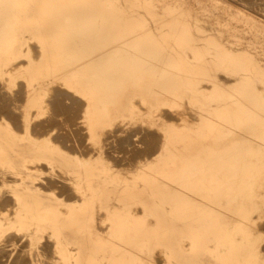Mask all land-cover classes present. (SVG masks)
Listing matches in <instances>:
<instances>
[{
  "label": "rangeland",
  "instance_id": "obj_1",
  "mask_svg": "<svg viewBox=\"0 0 264 264\" xmlns=\"http://www.w3.org/2000/svg\"><path fill=\"white\" fill-rule=\"evenodd\" d=\"M249 1L0 0V19H2L0 20V38H2L0 39L2 41L0 42V95L2 94L0 97V109L2 108L0 124L18 129L19 125L17 124L20 121L19 131H15L19 135L15 134L16 137L23 138L24 132L27 131L26 128L34 122L31 120L34 112L48 120L52 118V114H54L53 119L63 116L59 113L60 105L68 104L70 106V104L75 105L76 102L85 104L78 120L83 125H79L78 128L82 130L83 127V131L86 129L87 133L84 132V135L88 137L86 146L90 148H88L89 151H92L89 161H94L97 158H94V155L98 154L97 150L101 149L105 143L107 132L113 134L112 131H115L116 138H121V136L122 138L124 136L133 138L131 140L127 137L131 140L130 144L126 145L129 153L136 148H143L145 145L142 140L145 138L151 140L152 137H146V131L147 134H154L160 140L161 155L164 153V149L167 153L165 144L175 136L180 139L190 138L192 139L190 150L184 151V153L190 154L189 158L192 162L189 166L192 167L191 169L188 167L186 170L190 169L195 179L191 178L193 180H191L190 188L197 193L181 195L180 205H188L189 202L204 205L210 197L216 195L222 197L223 204V202H228L227 199L232 191L242 187L251 201L256 203V206L254 205V208L238 215V217L250 219L248 223L251 224L240 229L253 230V233H256L254 236L257 242L260 237L264 238V232L259 227L260 222L264 220V176H261L264 174V0H254V4H252L253 0L250 1L251 4L248 3ZM226 2H229V6ZM247 28L249 29L247 34L241 35L243 34L241 31ZM118 57L119 59H117ZM259 69L262 70L259 71ZM16 90H18L17 93H15ZM64 92H68L67 95ZM3 94L9 98L6 99ZM60 95L66 98L60 101L62 99ZM141 96L151 107L142 103ZM17 97L20 100L16 103ZM99 97L100 106H107L108 103L114 102L116 108H126L131 111V118L112 127L99 125L101 119L97 118L96 112ZM55 99L59 100L56 105L54 104L57 108L53 105L56 103ZM59 102L61 103L59 104ZM11 103L15 105H10ZM28 104L30 105L28 106ZM196 104H200L201 108L196 107ZM15 106L18 110L15 109ZM7 109L11 111L8 112ZM7 112L15 114L13 116L11 114L10 117ZM17 113L22 119L18 120ZM31 113H33L32 117H28ZM6 115L11 119H8ZM201 116L203 124L199 126ZM60 117L51 122L54 127L51 131V140L54 143H56L55 137L61 133L60 129H67L59 122ZM182 119L185 121L184 123ZM10 120L12 121L9 122ZM15 120L18 122H15L16 125L13 123ZM173 120L176 123H173ZM129 123L131 127H129ZM190 125L194 128L199 126L201 132L197 133L196 129L188 128ZM120 127H122L121 130ZM21 129L24 131H20ZM55 129L58 134L55 133ZM153 130L155 131L153 132ZM237 143L244 144V153L257 154L259 161L244 162L242 167H237V163L227 160L225 155L234 153ZM130 145H135L134 150H131L133 147ZM194 149L200 150L194 151ZM5 157L7 156L5 155ZM156 159L158 158L148 162L147 174L149 176L160 158L157 161ZM23 166L19 169L12 161H0V195L2 194L0 199H4L0 200V248H4L0 249V252H5L4 255L0 254L3 256H0V264L2 261V264H5L4 262L6 264L11 262H13L11 264H16V262L22 264L27 257L29 258L25 261L26 263L24 262L25 264L29 262H31L30 264L75 262V258H66L63 253L61 255L59 247H56V251L49 247L50 251L47 247L43 249L41 243L42 245L48 243L39 240L40 234L62 232L107 235L124 232L136 233L138 227L135 224L139 223L144 225L143 229H146L147 232L166 233L173 228L171 225L173 218L220 217L218 211L208 214L206 207L201 206L204 209L194 208L193 205L191 209H172L171 204L161 210H141L139 205L128 211L99 209L100 204L96 201L102 196L100 193L81 195L80 200L68 204L70 208H65L64 211L62 209L36 208L31 203L36 195L28 188L29 180L26 175L28 168L25 166V169ZM34 166L32 165L31 169L33 172L36 170L35 174L38 175L39 167ZM52 170L49 171L53 175L58 173V169ZM194 170L203 172L197 174ZM121 171L116 170L112 173L107 168L104 175H108L107 177L111 180L118 175L120 185H129V182L133 181L131 186L139 187L140 181L138 176L136 177V175H140L139 168L135 169L136 173L131 174V179L120 176L123 174ZM1 173L7 176H3ZM73 184L75 185V183ZM36 185L40 190H44V180H37ZM117 185L115 186L117 190L122 188ZM32 186L30 184L29 187L32 188ZM153 190L154 192L148 195L149 203L155 205L161 201L171 202V195L158 194L155 192V188L149 187V191ZM4 195H7L8 201ZM9 204L12 209L7 207ZM124 214L129 216V219H126V222H130L129 227H125L123 224L125 218L119 219V217L123 218ZM61 223L64 225L60 226ZM65 223H68V226ZM9 235H12V238ZM243 235L244 233L241 231L231 234L234 245L229 243L220 245L214 236L210 237L207 250L211 253L217 251L215 253L218 254L213 260L220 262L219 254H224L229 249H234L235 245L241 244L245 240ZM38 244L40 245L38 246ZM19 250L22 252L20 253ZM41 250H45V252ZM51 251L57 253L56 256L54 253V255L50 253ZM15 252H18V257ZM21 256L22 260L19 259ZM200 261L199 259L190 261L182 259L181 264H200Z\"/></svg>",
  "mask_w": 264,
  "mask_h": 264
},
{
  "label": "crops",
  "instance_id": "obj_2",
  "mask_svg": "<svg viewBox=\"0 0 264 264\" xmlns=\"http://www.w3.org/2000/svg\"><path fill=\"white\" fill-rule=\"evenodd\" d=\"M99 99L100 97L97 99L98 105L96 106L97 118L101 119V121H99L100 122L99 125L103 127H107V126L112 127L117 123L126 122L128 121V119L131 118V111H128V109L116 108L114 106V102L108 103L107 106H100ZM75 105L73 106L62 105L63 107L61 106L62 110L65 109V112L61 110V112L59 113H61V115L62 113H66L67 115L69 114L68 116L66 115L65 116L71 118V120H69L68 118L65 117L64 120L62 117H60L61 118L60 122L62 123L61 125H64V121L66 122L67 119L68 122L69 121L74 122L75 116L77 114L79 116L81 115L80 111L82 110L83 105L78 104V102H76ZM72 108L73 110L71 111ZM75 108L78 109H76L74 112ZM67 109L70 110L71 112L68 111ZM69 112L72 115H70ZM35 113L36 112H34V114L31 113L28 116V117L30 116L32 117L33 114L31 120H34V122L33 124H29V126L26 128V130H28L26 131L27 135L24 132L25 136L23 138L16 137L15 131H18L19 128L15 129L14 127L13 128L9 127L8 125L7 126H5L4 124L0 125V161L2 162L12 161L14 162V165L17 166V168L19 169L23 165L24 168L25 166L26 168H28V169L25 168L26 175L29 180L28 185L29 186L30 184L33 185L32 188H30L29 186L28 188L29 191L32 189L31 191H33V193L36 195V197H34V199L32 198L33 200L31 201V203L35 205L36 208H41L45 210L46 209L58 210L65 208L67 209L68 207L70 208L68 204L80 200L81 195H89V194L95 195V193H100L102 196L99 197V199H97L96 201V203L100 204L99 207L100 209H117V210L128 211L134 206L139 205L140 206L139 209L141 210L142 209L161 210V209H165L167 205L169 207V204H171L170 206H172L171 207L172 209H176V208L191 209L193 208V206L194 208L206 207L208 214L211 212L218 211L220 215V217L218 218H210L208 216L203 218L201 217L173 218L172 219L173 223L171 224L173 228L166 233L159 231L151 232V233L147 232L146 229H143L144 225L142 223H139L137 225L135 224V226L138 227L137 230L138 232L136 233L124 232V233L107 235V234L78 233V232L76 233L69 232L70 233L69 234L68 232H62L58 234L49 233V235L40 234L42 239L40 238L39 240L40 241L44 240L43 242L48 243L45 246V248L49 247L56 249V245H57V247L61 249L60 250L61 255L63 253V255L66 256V258H71V257L75 258V262L72 264H137V263L138 264H145V263L146 264H173V263L181 264L182 259H188L189 261L192 259H199L201 260L200 264H264V238L260 237L259 241L256 242L255 236H253L255 235L253 233V230L240 229L243 226L244 227L248 226L250 224L248 223L250 220L248 218L238 217V215L241 214V212L243 213L253 208L254 205L256 206V203H253L251 201V199L246 194V192L243 191L242 187L232 191L231 195L227 199L228 202L226 203L223 202V204H222V197L220 195H216L212 198L210 197L208 199L209 201L204 203V205L203 204L198 205L199 203L197 202H189L188 205H180L179 202L181 195H185V194L189 195L192 193H197L196 191L190 188L191 180L194 179L190 171L192 166L191 167L189 166V164L192 162L190 161L189 158L190 154L184 153V151L190 150L189 146H190V141L192 139L190 138L180 139L179 137L175 136L174 138H172V140L169 143L165 144L167 153H165V149H164V153L161 155L160 153L161 149L159 148V146L161 145L160 140L154 138L149 141L145 138L142 141H144L143 143L146 142L144 145L147 144V146L149 147L147 148V146H144L145 147V148L143 147L144 152L143 149H141V147L139 149H141L142 151L141 150L138 151V149H135L137 151L135 153L134 150L133 151L134 155L132 156L131 155L132 151L130 153L128 151H125L127 150L125 145H129L130 140L127 138H123V139L115 138V134H114L115 131H113V134L109 132L111 135L110 136L108 135L109 139H107L105 143H103L104 146L102 145L101 149L97 150L99 155L98 154L94 155V158L96 157L97 158L94 161H89L88 159L89 156H91L90 153L92 151L86 150L85 152V149H88L86 148L87 141L84 140L85 139L84 137L86 136L83 133L84 131L82 132L80 128L78 129L79 127L78 121L74 123L75 124L74 126H77V128L75 127L74 129L72 128L73 126L72 123L69 122L71 126H69L68 123H65L66 124L65 127H67L68 131L63 129L61 130L62 133L58 134V136L65 134L64 136L66 137V140L69 139V141L68 140L65 141L64 136H60L62 137L61 139L57 136L60 140L55 137L56 143H54L53 140L50 141L51 133H52L50 132L52 131V127L50 128V126L52 125L51 122L52 120L54 121V119L52 118L49 120H45V117L43 118L42 116L39 117L40 114L38 113L35 114ZM79 116H76V120H79ZM37 117L39 120L36 119ZM42 120L45 122H42ZM36 121L38 125L35 123ZM32 125L33 127L36 126L35 129L33 128L34 130L31 129ZM46 126H48L51 130L48 127L46 128ZM39 127L44 128L43 129L44 133H40L42 132L41 131L42 129ZM36 128L39 129V131ZM73 130H75L76 132ZM20 131L23 132L24 130L21 129ZM31 131L33 133L29 134V132ZM37 132H39L40 134H38ZM66 132L69 134H67ZM36 133L38 135H36ZM73 134L75 135V137ZM69 136H71V138H68ZM76 137H77V141H76ZM116 139L117 141L118 140L119 141L118 142L114 141ZM124 139L126 140L127 143L128 142L129 143L128 144L123 143L125 142ZM61 140L62 142H60ZM120 140H123V142L119 143L121 142ZM151 141H153V143ZM109 143L112 144L113 148L111 147V145H109ZM68 144L69 145L71 144V146L73 144L74 145L70 147ZM80 144L81 147H79ZM122 144L125 146L123 147V149H121L123 146ZM57 145H59L60 147ZM115 145H119L118 148H115L117 147ZM235 146H236L235 152L229 153L225 156L228 158L227 160L237 163L236 164L237 167H242V164L244 162L259 161V156L257 154L244 153L245 150L243 148L244 144L237 143L235 144ZM73 147L76 148L75 149L76 151L74 150ZM105 147H106V152L104 150ZM109 147H111L112 150L108 149ZM81 150L84 152L81 153L82 152ZM120 150L122 152L124 151L125 154L124 152L123 153L120 152ZM195 150H200V149H194V151ZM115 151H117L118 155L116 154ZM138 152L144 153L143 155L145 157L141 155L142 153L139 155ZM148 152L150 153V155L148 154ZM7 154H9V156ZM122 154H124L125 157H123ZM5 155L7 157H5ZM113 155L114 157L117 156L118 159L117 157L113 158L112 157ZM126 156H128L129 158ZM135 156H138L139 158L137 157L135 158ZM110 157L112 158L110 159L111 161L109 160ZM142 157L144 158L142 159ZM130 158H134V161H132L133 159L131 160ZM140 158L141 160H139ZM155 158L158 159L160 158V159L159 160L156 159V161L158 160L156 162L157 164L154 165V169L149 176L147 174V167H148L147 162L149 161L152 162L155 160ZM119 159H121L120 162ZM139 161L141 162V164ZM118 162L120 164H118ZM127 162L129 164L126 165ZM33 164L37 167L39 166L41 167V165L42 167L44 166L43 168L39 167L38 171L40 173L38 175L35 174L36 171L33 172L31 169ZM188 167H190V169L186 170L188 169ZM107 168L109 171L123 170V174H121L120 176L125 177L127 179H131L132 178L131 174L133 172L136 173L135 169L139 168L140 175H136V177L138 176L139 178L138 180L140 181L139 187L135 188L131 186L133 181L129 182L131 185H127V184L120 185L121 183H119L118 175L115 177L113 176L114 178L111 180L110 178L104 175ZM129 168L131 172L130 170H128ZM52 169H58L57 170L58 173L56 175H53L49 171ZM194 171L197 174H201L203 172L202 170H194ZM45 176L46 177L48 176L47 178L49 179H47ZM41 179H43L45 183L47 182V180L49 181L47 182V184H45L46 187L43 186L44 190H40L39 187H37L36 185L37 180H41ZM58 181H60L61 183ZM73 181L74 183H76L75 185L73 184ZM66 182L67 184H65ZM117 182L119 183L118 185L116 184ZM115 184L117 186H122V188L121 189L119 188L117 190L115 188L116 186ZM69 187L71 190L69 189ZM149 187L155 188L156 189L155 192L158 194L171 195V202L161 201L155 203V205L149 203L148 195L149 193L154 192V190L149 191ZM59 189L62 191H59ZM56 190L58 193L56 192ZM68 194L69 196H67ZM175 205H177V207H175ZM119 219L120 220L124 219L123 224L125 227L130 226L129 225L130 222L129 223L126 222V219H129V216L127 214H124L123 218L119 217ZM263 222L264 220L261 221L259 227L262 226ZM65 224L66 226H68V223ZM63 225L64 224L61 223L60 226ZM260 229L261 231L264 232V229H262V227ZM237 231H241L244 233L243 236L245 237V240L241 242V244L235 245L234 249L232 248L226 251V253L224 254H219V256H221L220 262H216L215 260H213V258L218 254L216 255L215 253L217 251L211 253L207 250L208 239L214 236L220 245H222V243L233 244V240H232L233 235L231 236V234L236 233ZM47 236L49 237V240L47 239L48 238ZM69 264H71V262Z\"/></svg>",
  "mask_w": 264,
  "mask_h": 264
},
{
  "label": "bare ground",
  "instance_id": "obj_3",
  "mask_svg": "<svg viewBox=\"0 0 264 264\" xmlns=\"http://www.w3.org/2000/svg\"><path fill=\"white\" fill-rule=\"evenodd\" d=\"M191 1H192V0H191ZM193 1H194V0H193ZM218 1H222V0H218ZM239 1H240V0H239ZM246 1H248V0H246ZM250 1L252 2V0H250ZM250 1H249L248 3H250ZM120 2H121V1H120ZM186 2H187V1H186ZM243 2H244V1H243ZM0 3H1V2H0ZM110 3H111V2H110ZM206 3H207V2H206ZM209 3H210V2H209ZM220 3H222V2H220ZM223 3H224V2H223ZM226 3H227V2H226ZM226 3H225V5H227L229 2H228L227 4H226ZM230 3H231V2H230ZM246 3H247V2H246ZM120 4H121V3H120ZM140 4H141V3H140ZM167 4H168V3H167ZM236 4H237V3H236ZM250 4H251V3H250ZM250 4H249V5H250ZM252 4H254V0H253V3H252ZM256 4H258V3H256ZM4 5H5V4H4ZM105 5H106V4H105ZM202 5H203V4H202ZM116 6H117V5H116ZM209 6H210V5H209ZM227 6H229V4H228ZM254 6H255V5H254ZM256 6H257V5H256ZM6 7H7V6H6ZM183 7H185V6H183ZM233 7H234V6H233ZM233 7H232V8H233ZM209 8H210V7H209ZM209 8H208V9H209ZM221 8H222V7H221ZM224 8H225V6H224ZM234 8H236V9L238 10L237 7H234ZM157 9H158V8H157ZM116 10H117V9H116ZM154 10H155V9H154ZM221 10H222V9H221ZM245 10H246V9H245ZM209 11H210V10H209ZM249 11H250V10H249ZM251 11H252V10H251ZM240 12H242V11H240ZM252 12H255V11L253 10ZM256 13H257V12H256ZM120 14H121V13H120ZM120 14H119V15H120ZM158 14H159V13H158ZM191 14H192V13H191ZM250 14H251V13H250ZM257 14H258V13H257ZM8 15H9V14H8ZM29 15H30V14H29ZM32 15H33V14H32ZM195 15H196V14H195ZM198 15H199V14H198ZM251 15H252V14H251ZM253 15H255V14H253ZM1 16H2V15H1ZM4 16L6 17V15H4ZM120 16H121V15H120ZM261 16H263V15H261ZM9 17H11V16H9ZM9 17H8V18H9ZM202 17H203V16H202ZM202 17H201V18H202ZM250 17H251V16H250ZM252 17L254 18V16H252ZM206 18H210V17H206ZM223 18H224V17H223ZM256 18H257V17H256ZM261 18H262V17H261ZM258 19H260V18H258ZM0 20H2V19H0ZM3 20H4V19H3ZM193 20H195V19H193ZM203 20H204V19H203ZM210 20H211V19H210ZM219 20H220V19H219ZM263 20H264V19H263ZM148 21H149V20H148ZM198 21H199V20H198ZM205 21H206V20H205ZM229 21H230V20H229ZM8 22H9V21H8ZM11 22H12V21H11ZM209 22H210V21H209ZM221 22H222V21H221ZM238 22H240V21H238ZM190 23H191V22H190ZM193 23H194V22H193ZM232 23H233V22H232ZM224 24H225V23H224ZM236 24H238V23H236ZM241 24H243V23H241ZM259 24H260V23H259ZM8 25H9V24H8ZM225 25H226V24H225ZM263 26H264V25H263ZM6 27L8 28V26H6ZM221 27H222V26H221ZM200 28H201V27H200ZM225 28H226V27H225ZM202 29H203V27H202ZM208 29H209V28H208ZM3 30H4V28H3ZM30 30H31V29H30ZM248 30H249V29L247 28L246 30L241 31V32L243 33V34H241V35L247 34L246 32H248ZM44 31H45V30H44ZM161 31H162V30H161ZM207 32H208V31H207ZM221 32H222V31H221ZM251 32H252V31H251ZM1 34H2V33H1ZM209 34H210V33H209ZM215 34H216V33H214V35H215ZM250 35H251V33H250ZM215 36H216V35H215ZM201 37H202V36H201ZM254 37H255V36H254ZM256 37H257V35H256ZM259 37H260V36H259ZM0 39H2V38H0ZM240 39H241V38H240ZM259 39H261V37H260ZM25 40H26V39H25ZM241 40H242V39H241ZM0 42H2V41H0ZM222 42H223V41H222ZM205 45H206V44H205ZM28 46H29V45H28ZM151 47H152V46H151ZM205 47H206V46H205ZM229 47H230V46H229ZM2 48H3V47H2ZM37 48H38V47H37ZM241 48H242V47H241ZM239 49H240V48H239ZM119 50H120V49H119ZM231 50H232V49H231ZM130 51H131V50H130ZM179 51H180V50H179ZM20 52H21V51H20ZM213 52H214V51H213ZM214 53H215V52H214ZM127 54H128V53H127ZM185 54H186V53H185ZM209 54H210V53H209ZM211 54H212V52H211ZM22 55H23V54H22ZM212 55H213V54H212ZM30 56H31V55H30ZM111 56H112V55H111ZM114 56H115V55H114ZM122 56H123V55H122ZM187 56H188V55H187ZM119 57H120V56H119ZM119 57H118L117 59H119ZM141 57H142V56H141ZM188 57H189V56H188ZM203 57H204V56H203ZM131 58H132V57H131ZM131 58H130V59H131ZM136 59H137V58H136ZM257 59H258V58H257ZM115 60H116V59H115ZM130 61H131V60H130ZM130 61H129V62H130ZM22 62H23V61H22ZM118 62H119V61H118ZM118 62H116V63H118ZM55 63H56V62H55ZM133 63H134V62H133ZM133 63H132V64H133ZM127 64H128V63H127ZM159 64H160V63H159ZM172 64H173V63H172ZM124 65H125V64H124ZM122 66H123V65H122ZM135 66H136V65H135ZM23 67H24V66H23ZM120 67H121V66H120ZM128 67H129V66H128ZM128 67H127V68H128ZM129 68H130V67H129ZM14 69H15V68H14ZM156 69H157V68H156ZM161 70H162V69H161ZM261 70H262V69H259V71H261ZM140 71H141V70H140ZM209 74H210V73H209ZM243 75H244V74H243ZM16 76H17V75H16ZM61 77H62V76H61ZM235 77H236V76H235ZM16 78H17V77H16ZM12 79H14V78H12ZM12 79H11V80H12ZM57 79H58V78H57ZM57 79H56V80H57ZM201 79H203V78H201ZM16 80H17V79H16ZM193 81H194V80H193ZM5 82H6V81H5ZM15 82H16V81H15ZM220 82H221V81H220ZM50 83H51V82H50ZM80 83H81V82H80ZM181 83H182V82H181ZM18 84H19V83H18ZM56 84H57V83H56ZM15 85H16V83H15ZM20 85H22V84H20ZM23 85H25V84H23ZM223 85H224V84H223ZM6 86H7V85H6ZM8 87H9V86H8ZM22 87H23V86H22ZM22 87H21V88H22ZM9 88H10V87H9ZM13 88H14V87H13ZM51 88H52V87H51ZM58 88H60V87H58ZM4 89H5V88H4ZM186 89H187V88H186ZM203 89H204V88H203ZM6 90H7V89H6ZM64 90H65V89H64ZM7 91H8V90H7ZM17 91H18V90H16L15 93H17ZM47 91H49V90H47ZM62 91H63V90H62ZM12 92H13V91H12ZM56 92H57V91H56ZM1 93H2V91H1ZM6 93H7V92H6ZM9 93H10V92H9ZM15 93H14V96H15ZM26 93H27V92H26ZM58 93H59V91H58ZM62 93H63V92H62ZM64 93H65V92H64ZM66 93H68V92H66ZM66 93H65V94H66ZM18 94H19V93H18ZM23 94H24V92H23ZM75 94H76V93H75ZM1 95H2V94H1ZM1 95H0V97H1ZM3 95H4V94H3ZM5 95H6V94H5ZM5 95H4V96H5ZM50 95H51V93H50ZM66 95H67V94H66ZM14 96H13V97H14ZM19 96H20V95H19ZM19 96H18V97H19ZM37 96H38V95H37ZM60 96H61V95H60ZM60 96H59V97H60ZM73 96H74V95H73ZM18 97H17L16 103L18 102V100H20V99H18ZM52 97H53V96H52ZM61 97H62V96H61ZM2 98H3V97H2ZM5 98L8 99L9 96H8V97L5 96ZM5 98H3V100H5ZM23 98H24V97H23ZM55 98H56V97H55ZM63 98H64V97H62V99L60 98V99H61L60 101H62ZM65 98H66V97H65ZM65 98H64V99H65ZM69 98H70V97H69ZM135 98H136V97H135ZM135 98H133V99H135ZM21 99H22V98H21ZM49 99H50V96H49ZM49 99H48V100H49ZM52 99H53V98H52ZM52 99H51V100H52ZM77 99H78V98H77ZM3 100H2V103H4ZM42 100H43V99H42ZM53 100H54V99H53ZM55 100H56V103H53V102H52L53 105H54V104L56 105V104L58 103L57 101H59V100H57V99H55ZM72 100H73V99H72ZM140 100L142 101V103H144V104L147 105L148 107H151L150 104H149L148 102H146L142 96L140 97ZM22 101H23V100H22ZM22 101H21V102H22ZM79 101H80V100H79ZM11 102H12V101H11ZM19 102H20V101H19ZM54 102H55V101H54ZM7 103H8V102H6V105H8ZM60 103H61V102H59V104H60ZM22 104H23V102H22ZM22 104H21V105H22ZM236 104H237V103H236ZM10 105H15V104H12V103H11ZM21 105H20V106H21ZM29 105H30V104H28V106H29ZM55 105H54V107L57 108ZM66 105L68 106V104H66ZM70 105H71V104H70ZM73 105H74V104H73ZM73 105H72V106H73ZM82 105H85V104H82ZM82 105H80V106H82ZM40 106H41V105H40ZM61 106H62V105H60V107H61ZM63 106H64V105H63ZM63 106H62V107H63ZM78 106H79V105H78ZM132 106H133V105H132ZM1 107H2V106H1ZM23 107H24V106H23ZM23 107H21V108H23ZM43 107H44V106H43ZM51 107H52V106H51ZM62 107H61V109H60V112H61V110H62ZM75 107H76V105H75ZM84 107H85V106H84ZM183 107H184V106H183ZM196 107L201 108V105H200V104H196ZM21 108H20V109H21ZM45 108H46V107H45ZM52 108H53V107H52ZM58 108H59V107H58ZM66 108H67V107H66ZM87 108H89V107H87ZM137 108H138V107H137ZM141 108H142V107H141ZM194 108H195V107H194ZM15 109H16V106H15ZM68 109H69V108H68ZM68 109H67V110H68ZM76 109H78V108H75V109H74V112H75ZM79 109H80V108H79ZM83 109H84V108H83ZM89 109H90V108H89ZM0 110H2V108H1ZM5 110H6V108H5ZM9 110H10V109H9ZM9 110L7 109L8 112L11 111V110H10V111H9ZM16 110H18V109H16ZM23 110H24V109H23ZM31 110H32V109H31ZM33 110H34V109H33ZM49 110H51V109H49ZM72 110H73V108L71 109V111H72ZM177 110H178V109H177ZM3 111H4V110H3ZM62 111L65 112V109L62 110ZM68 111H70V110H68ZM71 111H70V112H71ZM77 111H78V110H77ZM151 111H153V110H151ZM163 111H164V109H163ZM179 111H180V110H179ZM179 111H177V112L179 113ZM182 111H183V110H182ZM228 111H229V110H228ZM228 111H227V112H228ZM8 112H7V114H9ZM19 112H20V111H19ZM54 112H55V111H54ZM54 112H53V113H54ZM70 112H69V113H70ZM81 112H82V111H80V113H81ZM86 112H87V110H86ZM88 112H89V110H88ZM143 112H144V111H143ZM164 112H166V111H164ZM174 112H175V111H174ZM0 113H1V111H0ZM4 113H5V112H4ZM4 113H3V114H4ZM39 113H40V112H39ZM50 113H51V112H50ZM67 113H68V112H67ZM72 113H73V112H72ZM80 113H79V114H80ZM152 113H153V112H152ZM172 113H173V112H172ZM172 113H171V114H172ZM175 113H176V112H175ZM225 113H226V112H225ZM3 114H2V115H3ZM11 114H12V116H13V114H15V113H12V112H11V113L9 114V116H10ZM18 114H19V113H17L16 116H17ZM45 114H47V112H45ZM51 114H52V113H51ZM57 114H58V113H57ZM83 114H85V113H83ZM20 115H21V114H20ZM24 115H25V113H24ZM40 115H41V114H40ZM40 115H39V117H40ZM52 115L54 116V114H52ZM62 115H64V117H63V116H61V117L65 120V117L68 116L69 114L67 115L66 113H62ZM65 115H66V116H65ZM70 115H72V114L70 113ZM87 115H89V114H87ZM185 115H186V114H185ZM230 115H231V114H230ZM4 116H5V115H4ZM4 116H2V117H4ZM7 116H8V115H6V117H7ZM14 116H15V115H14ZM53 116H51V117L53 118ZM56 116H57V115H56ZM56 116H55V117H56ZM73 116H74V115H73ZM76 116H79V115L77 114ZM76 116H75V121H74V122H70V121H69L70 123L73 124V126H72L73 129H74L75 127L77 128V126H74V125H75L74 123H75L76 121H78V120H76ZM82 116H83V115H82ZM85 116H86V114H85ZM85 116H84V117H85ZM164 116H166V115H164ZM167 116H168V115H167ZM178 116H179V115H178ZM178 116H177V117H178ZM180 116H181V115H180ZM183 116H184V115H183ZM189 116H191V115H189ZM196 116H197V115H196ZM10 117H11V116H10ZM18 117H19V115H18ZM18 117H17V119H18ZM21 117H22V116H21ZM48 117H49V116H48ZM57 117H58V118H57ZM57 117H56V118L59 119L60 116H57ZM132 117H133V116H132ZM175 117H176V116H175ZM4 118H5V117H4ZM7 118H8V119H11V118H9V117H7ZM7 118H6V119H7ZM12 118H13V117H12ZM15 118H16V117H15ZM15 118H14V119H15ZM45 118H46V117H45ZM52 118H51V119H52ZM56 118H54V119H56ZM66 118H68L69 120H71V118H69V117H66ZM73 118H74V117H73ZM73 118H72V119H73ZM150 118H151V117H150ZM150 118H149V119H150ZM161 118H162V116H161ZM169 118H170V117H169ZM187 118H188V117H187ZM6 119H5V120H6ZM20 119H22V118L19 117L18 120H20ZM23 119H24V118H23ZM36 119H38V118H36ZM68 119L66 120V122L64 121V125H65V126H66L65 123H68V124H69ZM77 119H78V118H77ZM80 119H81V118H80ZM134 119H135V118H134ZM151 119H152V118H151ZM163 119H164V118H163ZM167 119H168V118H167ZM185 119H186V117H185ZM188 119H189V118H188ZM38 120H39V119H38ZM45 120H47V118H46ZM48 120H49V119H48ZM73 120H74V119H73ZM85 120H86V119H85ZM88 120H89V119H88ZM128 120H129V119H128ZM137 120H138V119H137ZM142 120H143V118H142ZM234 120H235V119H234ZM11 121H12V120H10L9 122H11ZM26 121H27V119H26ZM33 121H34V120H33ZM52 121H53V120H52ZM56 121H57V120H56ZM56 121H55V122H56ZM151 121H152V120H151ZM153 121H155V120H153ZM168 121H169V120H168ZM179 121H181V120H179ZM182 121H183V123L185 122L183 119H182ZM236 121H237V120H236ZM15 122H17V121L15 120L13 123H15ZM39 122H40V121H39ZM42 122H45V121L42 120ZM59 122H60V121H59ZM79 122H80V121H79ZM199 122H200V123H199V126H201V124H203V117H202V116L200 117V121H199ZM230 122H231V121H230ZM13 123H12V124H13ZM17 123H18V122H17ZM23 123H24V122H23ZM23 123H22V124H23ZM35 123L38 125L37 121H36ZM56 123H57V122H56ZM60 123H61V122H60ZM80 123H81V122H80ZM80 123H79V124L77 123V124L82 126L83 124H80ZM83 123H84V122H83ZM91 123H93V122H91ZM127 123H128V122H127ZM138 123H139V122H138ZM173 123H176V122L173 120ZM173 123H172V124H173ZM190 123H191V122H190ZM235 123H237V122H235ZM31 124H32V123H31ZM40 124H41V123H40ZM40 124H39V125H40ZM57 124H58V123H57ZM57 124H56V125H57ZM77 124H76V125H77ZM85 124H86V123H85ZM121 124H122V123H121ZM121 124H119V125H121ZM132 124H133V123H132ZM135 124H136V123H135ZM135 124H134V125H135ZM144 124H145V123H144ZM159 124H160V122H159ZM185 124H186V123H185ZM228 124H229V123H228ZM262 124H263V123H262ZM0 125H1V124H0ZM10 125H11V124H10ZM13 125H14V124H13ZM15 125H16V123H15ZM17 125H19V127H20V121H19V124H17ZM47 125H48V124H47ZM59 125H60V124H59ZM59 125H58V127H59ZM137 125H138V124H137ZM174 125H175V124H174ZM263 125H264V124H263ZM2 126H3V125H2ZM48 126H49V125H48ZM48 126H46V128H47ZM69 126H71V125L69 124ZM86 126H87V125H86ZM90 126H91V125H90ZM110 126H111V125H110ZM150 126H151V125H150ZM152 126H153V125H152ZM176 126H177V125H176ZM181 126H183V125H181ZM181 126H180V127H181ZM199 126H197L196 128H194L193 126L190 125L188 128H190V129H196V132H197V133H200V132H201V129H200ZM227 126H228V125H227ZM254 126H255V125H254ZM19 127H18V128H19ZM35 127H36V126L33 127V125H32V128H31V129L34 130ZM37 127H38V126H37ZM51 127H53V126L51 125L50 128H51ZM79 127H80V126H79ZM122 127H123V125H122ZM122 127H120L119 129H121ZM129 127H131V126H130V123H129ZM132 127H133V126H132ZM136 127H137V126H136ZM138 127H139V126H138ZM140 127H141V126H140ZM172 127H173V126H172ZM239 127H240V126H239ZM33 128H34V129H33ZM39 128L42 129V130H41L42 132H40V133H44V132H43V131H44V130H43L44 128H43V127H39ZM48 128H49V127H48ZM50 128H49V129H50ZM53 128H54V127H53ZM60 128H61V127H60ZM60 128H58V129H60ZM62 128H63V127H62ZM145 128H146V127H145ZM156 128H157V127H156ZM158 128H159V127H158ZM177 128H178V127H177ZM15 129H16V127H15ZM31 129H30V130H31ZM36 129H37V128H36ZM63 129L68 131V129H65V128H63ZM63 129H62V130H63ZM70 129H71V128H70ZM78 129H79V128H78ZM80 129H81V128H80ZM100 129H101V128H100ZM119 129H118V131H119ZM131 129H132V128H131ZM134 129H135V128H134ZM150 129H151V128H150ZM170 129H171V128H170ZM235 129H236V128H235ZM235 129H234V130H235ZM244 129H245V128H244ZM37 130L39 131V129H37ZM37 130H36V131H37ZM50 130H51V129H50ZM50 130H48V131H50ZM55 130H56V129H55ZM71 130H72V129H71ZM71 130H70V131H71ZM76 130H77V129H76ZM85 130H86V129H85ZM85 130H84V132H86ZM110 130H111V128H110ZM115 130L117 131V129H115ZM122 130H123V129H122ZM126 130H127V128H126ZM138 130H139V129H138ZM159 130H160V129H159ZM161 130H162V128H161ZM12 131H14V130H12ZM18 131H19V129H18ZM27 131H28V130H27ZM73 131H75V130H73ZM73 131H72V132H73ZM127 131H128V130H127ZM127 131H126V132H127ZM130 131H131V130H130ZM133 131H134V130H133ZM154 131H155V130H153V132H154ZM227 131H228V130H227ZM238 131H239V129H238ZM258 131H259V130H258ZM258 131H257V132H258ZM50 132H51V131H50ZM60 132L62 133L61 129H60ZM72 132H71V133H72ZM75 132H76V131H75ZM79 132H80V131H79ZM82 132H83V127H82ZM84 132H83V133H84ZM102 132H104V131H102ZM112 132H113V131H112ZM135 132H136V131H135ZM137 132H138V131H137ZM151 132H152V130H151ZM159 132H160V131H159ZM229 132H230V131H229ZM233 132H234V131H233ZM15 133H16V132H15ZM30 133H33V132L31 131V132H29V134H30ZM37 133L40 134L39 132H37ZM37 133H36V135H38ZM47 133H48V132H47ZM55 133L58 134L57 130H56ZM66 133H67V132H66ZM77 133H78V132H77ZM86 133H87V132H86ZM94 133H96V132H94ZM122 133H124V132H122ZM122 133H121V135H122ZM128 133H130V132H128ZM138 133L140 134V132H138ZM143 133H144V130H143ZM143 133H142V134H143ZM168 133H169V131H168ZM16 134H18V133H16ZM25 134H26V133H25ZM57 134H56V135H57ZM67 134H69V133H67ZM74 134H75V133H74ZM74 134H73V135H74ZM107 134H108V132H107ZM107 134H106V138L109 139V138L107 137ZM114 134H115V133H114ZM125 134H126V133H125ZM136 134H137V133H136ZM144 134H145V133H144ZM229 134H230V133H229ZM18 135H19V134H18ZM26 135H27V134H26ZM34 135H35V132H34ZM45 135H46V133H45ZM64 135H65V134H64ZM64 135L62 134V135H59V136L57 135V136L61 139L62 137H60V136H64ZM80 135H81V134H80ZM93 135H94V134H93ZM108 135L110 136L111 134L109 133ZM126 135H127V134H126ZM131 135H132V134H131ZM134 135H135V134H134ZM155 135H156V134H155ZM230 135H232V134H230ZM236 135H237V133H236ZM255 135H256V133H255ZM28 136H29V135H28ZM52 136H53V135H52ZM54 136H55V135H54ZM87 136H88V135H87ZM100 136H102V135L100 134ZM135 136H136V135H135ZM144 136H145V135H144ZM196 136H197V135H196ZM257 136H258V135H257ZM262 136H263V135H262ZM37 137H38V136H37ZM41 137H43V136H41ZM48 137H49V136H48ZM58 137H56V138H58ZM64 137H65V136H64ZM74 137H75V135H74ZM104 137H105V136H104ZM127 137L130 138V136H126V138H127ZM146 137H147V138L152 137L151 140L154 139V138H156V137L154 136V134H151V133H148V134H147V131H146ZM232 137H233V136H232ZM232 137H231V138H232ZM17 138H18V137H17ZM39 138H40V135H39ZM59 138H58V139H59ZM68 138H71V136H69ZM84 138H85L84 140H86V138H88V137H84ZM93 138H94V136H93ZM98 138H99V137H98ZM115 138H116V137H115ZM119 138H120V137H119ZM124 138H125V136H124ZM137 138H138V137H137ZM137 138H136V140H138ZM144 138H145V137H144ZM228 138H229V137H228ZM235 138H236V137H235ZM235 138H234V139H235ZM242 138H243V137H242ZM32 139H33V138H32ZM47 139H49V138H47ZM47 139H46V140H47ZM60 139H59V140H60ZM78 139H79V138H78ZM82 139H83V138H82ZM82 139H81V140H82ZM99 139H100V138H99ZM101 139H102V138H101ZM103 139L105 140V138H103ZM107 139H106V140H107ZM113 139H114V138H113ZM120 139H123L122 136H121ZM130 139H131V138H130ZM132 139H133V138H132ZM132 139H131V140H132ZM142 139H143V138L141 137V140H142ZM160 139H161V138H160ZM36 140H37V139H36ZM67 140L69 141V139H67ZM67 140H66V137H65V141H67ZM131 140H130V142H131ZM50 141H52V140H50ZM71 141H72V140H71ZM76 141H77V137H76ZM93 141H95V140H93ZM98 141H99V140H98ZM102 141H103V140H102ZM114 141H117V139L114 140ZM118 141H119V140H118ZM118 141H117V142H118ZM120 141H121V142H119V143H122V142H123V140H120ZM124 141H125V142H123V143H127L125 139H124ZM149 141H150V140H149ZM230 141H231V140H230ZM233 141H234V140H233ZM60 142H62V140H61ZM103 142H104V141H103ZM111 142H112V141H111ZM117 142H116V143H117ZM132 142H133V141H132ZM135 142H136V141H135ZM137 142H138V141H137ZM151 142L153 143V141H151ZM225 142H226V141H225ZM51 143H52V142H51ZM69 143H70V142H69ZM71 143H72V142H71ZM78 143H79V141H78ZM86 143H87V142H86ZM88 143H89V142H88ZM90 143H91V142H90ZM95 143H96V142H95ZM114 143H115V142H114ZM119 143H118V144H119ZM128 143H129V142H128ZM128 143H127V144H128ZM145 143H146V142H145ZM145 143H144V144H145ZM205 143H206V142H205ZM227 143H229L228 140H227ZM53 144H54V143H53ZM96 144H97V143H96ZM148 144H149V142H148ZM218 144H219V143H218ZM59 145H60V144H59ZM59 145H57V146H59ZM66 145H67V144H66ZM68 145H69V144H68ZM73 145H74V144H73ZM73 145H72V146H73ZM109 145H111V147L113 148V146H112L111 143H109ZM122 145H123V144H122ZM122 145H121V146H122ZM156 145H157V144H156ZM203 145H204V144H203ZM226 145H227V144H226ZM252 145H253V144H252ZM258 145H259V144H258ZM258 145H257V146H258ZM9 146H10V145H9ZM57 146H56V147H57ZM64 146H65V145H64ZM69 146L72 147L71 144H70ZM103 146H104V144H103ZM105 146H106V145H105ZM115 146H117V147H115ZM115 146H114L115 148H118L119 145H115ZM125 146H126V145H125ZM125 146L123 145L121 149H123V147H125ZM130 146H132V145H130ZM134 146H135V145H134ZM134 146H132L133 149H131V150H134ZM145 146H147V144H146ZM221 146H222V145H221ZM10 147H11V146H10ZM59 147H60V146H59ZM66 147H67V146H66ZM70 147H69V148H70ZM79 147H81V144H80ZM111 147H109L108 149H111V150H112ZM128 147H129V146H128ZM136 147H137V146H136ZM136 147H135V148H136ZM143 147H144V146H143ZM148 147H149V146H147V148H148ZM152 147H153V146H152ZM219 147H220V146H219ZM252 147H253V146H252ZM258 147H259V146H258ZM261 147H262V146H261ZM48 148H49V147H48ZM73 148H74V147H73ZM86 148H89V147H86ZM91 148H92V147H91ZM119 148H120V147H119ZM129 148H130V147H129ZM144 148H145V147H144ZM214 148L216 149V147H214ZM75 149H76V148H74V150H75ZM77 149H78V148H77ZM84 149H85V148H84ZM89 149H90V148H89ZM89 149H85V152H86V150H89ZM92 149H93V148H92ZM96 149H97V148H96ZM103 149H104V148H103ZM126 149H128V148H126ZM136 149H137V148H136ZM141 149H143V148L141 147ZM141 149H138V151L141 150ZM71 150H72V148H71ZM82 150H83V149H82ZM82 150H81V151H82ZM93 150H94V149H93ZM104 150H105V152H106V147H105ZM124 150H125V149H124ZM75 151H76V150H75ZM117 151H118V150H117ZM117 151H115L116 154H117ZM125 151H128V150H125ZM136 151H137V150H135V153H136ZM141 151H142V150H141ZM83 152H84V151H82L81 153H83ZM108 152H109V151H108ZM108 152H107V153H108ZM113 152H114V150H113ZM113 152H112V153H113ZM120 152H122V151L120 150ZM123 152H124V151H123ZM123 152H122V153H123ZM128 152H129V151H128ZM130 152H131V151H130ZM143 152H144V149H143ZM8 153H9V152H8ZM65 153H66V152H65ZM79 153H80V152H79ZM87 153H88V152H87ZM132 153H133V154H132ZM132 153H131V155L133 156V155H134V152L132 151ZM138 153H139V152H138ZM138 153H137V155H138ZM141 153H142V152H141ZM141 153H139V155H140ZM9 154H10V153H9ZM9 154H7V155L9 156ZM90 154H91V153H90ZM95 154H96V153H95ZM104 154H105V153H104ZM116 154H115V155H116ZM124 154H125V152H124ZM124 154H122L123 157H125ZM128 154H129V153H128ZM128 154H127V155H128ZM143 154H144V153H142L141 155H143ZM148 154L150 155L149 152H148ZM148 154H147V155H148ZM261 154H262V153H261ZM19 155H20V154H19ZM69 155H70V154H69ZM71 155H72V154H71ZM74 155H75V154H74ZM79 155H81V154H79ZM98 155H99V154H98ZM106 155H107V154H106ZM117 155H118V154H117ZM129 155H130V154H129ZM263 155H264V154H263ZM263 155H262V156H263ZM10 156H11V155H10ZM75 156H76V155H75ZM84 156H85V155H84ZM104 156H105V155H104ZM108 156H109V155H108ZM108 156H107V158H108ZM143 156H144V155H143ZM77 157H78V156H77ZM86 157H87V156H86ZM102 157H103V156H102ZM112 157H113V158H116L117 156L114 157V155H113ZM123 157H121V158H123ZM126 157H128V156H126ZM136 157L139 158L138 156H135V158H136ZM144 157H145V156H144ZM144 157H142V159H143ZM149 157H150V156H149ZM204 157H205V156H204ZM10 158H11V157H10ZM128 158H129V157H128ZM72 159H73V158H72ZM81 159H82V158H81ZM110 159H112V158L110 157L109 160H110ZM117 159H118V157H117ZM130 159H131V160L133 159L132 161H134V158H130ZM204 159H205V158H204ZM83 160H84V159H83ZM107 160H108V159H107ZM114 160H116V159H114ZM120 160H121V159H119V162H120ZM139 160H141V158H140ZM110 161H111V160H110ZM128 161H130V160H128ZM147 161H148V160H147ZM112 162H113V160H112ZM112 162H111V163H112ZM115 162H117V161H115ZM119 162H118V164H120ZM135 162H136V161H135ZM135 162H133V163H135ZM139 162H140V161H139ZM250 162H252V161H250ZM32 163H33V162H32ZM42 163H43V162H42ZM121 163H122V162H121ZM147 163H148V162H147ZM26 164H27V163H26ZM115 164H116V163H115ZM127 164H129V163L127 162L126 165H127ZM131 164H132V163H131ZM140 164H141V162H140ZM143 164H145V163H143ZM33 165H34V164H33ZM116 165H117V164H116ZM122 165H123V164H122ZM124 165H125V163H124ZM133 165H134V164H133ZM254 165H255V164H254ZM54 166H55V165H54ZM34 167H35V166H34ZM39 167H40V166H39ZM43 167H44V166H43ZM43 167H42V165H41L40 168H43ZM123 167H125V166H123ZM137 167H138V166H137ZM3 168H4V167H3ZM52 168H53V167H52ZM118 168H119V167H118ZM130 168H131V166H130ZM130 168H129L128 170H130ZM102 169H103V168H102ZM136 169H137V168H136ZM44 170H45V169H44ZM2 171H3V170H2ZM35 171H36V170H35ZM52 171H53V170H52ZM119 171H120V170H119ZM125 171H126V169H125ZM9 172H11V171H9ZM55 172H56V171H55ZM63 172H64V171H63ZM63 172H62V173H63ZM121 172L123 173V170H122ZM130 172H131V170H130ZM193 172H194V171H193ZM257 172H258V171H257ZM3 173H4V172H3ZM53 173H54V171H53ZM59 173H60V172H59ZM112 173H113V171H112ZM125 173H126V172H125ZM133 173H134V172H133ZM1 174H2V173H1ZM55 174H57V173H55ZM120 174H121V173H120ZM127 174H128V173H127ZM127 174H126V175H127ZM259 174H260V173H259ZM2 175H3V174H2ZM4 175H5V174H4ZM4 175H3V176H4ZM49 175H50V173H49ZM126 175H125V176H126ZM134 175H135V174H134ZM205 175H206V174H205ZM5 176H7V175H5ZM12 176H13V175H12ZM43 176H44V175H43ZM107 176H108V175H107ZM261 176H264V174H263V175L261 174ZM45 177H46V176H45ZM47 177H48V176H47ZM47 177H46V178H47ZM65 177H66V175H65ZM65 177H64V178H65ZM12 178H14V177H12ZM12 178H11V179H12ZM43 178H44V177H43ZM53 178H54V177H53ZM53 178H50V179H53ZM1 179H2V178H1ZM7 179H8V178H7ZM16 179H17V178H16ZM47 179H49V178H47ZM57 179H58V178H57ZM57 179H54V180H57ZM61 179H62V178H61ZM118 179H119V178H118ZM206 179H207V178H206ZM2 180H3V179H2ZM5 180H6V178H5ZM8 180H9V179H8ZM8 180H7V181H8ZM17 180H18V179H17ZM17 180H16V182H17ZM41 180H43V179H41ZM64 180H65V179H64ZM72 180H73V179H72ZM50 181H51V180H50ZM76 181H77V180H76ZM14 182H15V181H14ZM16 182H15V183H16ZM41 182H42V181H41ZM47 182H49V181L47 180ZM47 182H46V183L44 182V183L47 184ZM58 182H60V181H58ZM1 183H2V182H1ZM8 183H9V182H8ZM38 183H40V182H38ZM53 183H54V182H53ZM60 183H61V182H60ZM69 183H70V182H69ZM73 183H74V181H73ZM126 183H127V182H126ZM257 183H258V182H257ZM42 184H43V183H42ZM50 184H51V183H50ZM65 184H67V182H66ZM75 184H76V183H75ZM137 184H138V183H137ZM7 185H8V184H7ZM68 185H69V184H68ZM72 185H73V184H72ZM129 185H131V184H129ZM138 185H139V184H138ZM262 185H263V184H262ZM42 186H43V185H42ZM44 186H45V185H44ZM113 186H114V185H113ZM11 187H12V185H11ZM11 187H10V188H11ZM45 187H46V186H45ZM50 187H51V185H50ZM53 187H54V186H53ZM63 187H64V186H63ZM1 188H2V187H1ZM3 188H4V187H3ZM34 188H35V187H34ZM59 188H60V187H59ZM6 189H7V188H6ZM39 189H40V188H39ZM45 189H46V188H45ZM47 189H48V188H47ZM60 189H61V188H60ZM60 189H59V191H62V190H60ZM69 189H70V187H69ZM9 190H11V189H9ZM9 190H8V191H7V190H4V191L10 192ZM31 190H32V189H31ZM70 190H71V189H70ZM253 190H254V189H253ZM1 191H2V190H1ZM4 191H2V192H4ZM67 191H68V190H67ZM44 192H45V191H44ZM56 192H57V190H56ZM57 193H58V192H57ZM7 194H8V193H7ZM70 194H71V193H70ZM95 194H96V193H95ZM112 194H113V193H112ZM71 195H72V194H71ZM118 195H119V194H118ZM1 196H2V194L0 195V197H1ZM4 196H5V198H6L7 195H4ZM67 196H69V194H68ZM83 196H84V195H83ZM9 197H11V196H9ZM9 197H8V198H9ZM56 197H57V196H56ZM76 197H77V196H76ZM111 197H112V196H111ZM256 197H257V196H256ZM261 197H262V196H261ZM82 198H83V197H82ZM142 198H143V197H142ZM73 199H74V198H73ZM73 199H72V200H73ZM146 199H147V198H146ZM0 200H1V199H0ZM3 200H4V199H3ZM3 200H1V201H3ZM6 200H7V198H6ZM7 201H8V200H7ZM141 201H143V200H141ZM68 202H69V201H68ZM78 202H79V201H78ZM145 202H146V200H145ZM64 203H65V202H64ZM224 203H225V202H224ZM261 204H262V203H261ZM261 204H259V205H261ZM3 205H4V202H3ZM3 205H2V208H3ZM133 205H134V204H133ZM263 205H264V204H263ZM5 206H6V205H5ZM115 206H116V205H115ZM7 207H11V205L9 204ZM141 207H142V206H141ZM171 207H172V206H171ZM93 208H94V207H93ZM118 208H119V207H118ZM253 208H254V207H253ZM11 209H12V207H11ZM99 209H100V208H99ZM126 209H127V208H126ZM262 209H263V208H262ZM9 210H10V209H9ZM62 210H63V209H62ZM94 210H95V209H94ZM104 210H105V209H104ZM130 210H131V209H130ZM3 211H4V210H3ZM14 211H15V209L13 210V212H14ZM63 211H64V210H63ZM194 211H195V210H194ZM194 211H193V212H194ZM105 212H106V211H105ZM109 212H110V211H109ZM131 212H132V211H131ZM253 212H254V211H253ZM6 213H7V212H6ZM61 213H62V212H61ZM146 213H147V212H146ZM167 213H168V212H167ZM97 214H98V213H97ZM129 214H130V213H129ZM150 214H151V213H150ZM22 215H23V214H22ZM109 215H110V214H109ZM147 215H149V214H147ZM196 215H197V214H196ZM94 216H95V215H94ZM133 216H134V215H133ZM145 216H146V214H145ZM252 216H253V214H252ZM259 216H260V215H259ZM150 217H151V216H150ZM253 217H254V216H253ZM12 218H13V217H12ZM104 218H105V217H104ZM145 218H146V217H145ZM154 218H155V217H154ZM257 218H258V217H257ZM5 219H6V218H5ZM98 219H99V218H98ZM106 219H107V218H106ZM141 219H142V218H141ZM150 219H151V218H150ZM251 219H252V218H251ZM263 219H264V218H263ZM9 220H10V219H9ZM48 220H49V218H48ZM249 220H250V219H249ZM145 221H146V220H145ZM155 221H156V220H155ZM4 222H5V221H4ZM100 222H101V221H100ZM108 222H109V221H108ZM251 222H252V221H251ZM259 222H260V221H259ZM6 223H7V222H6ZM93 223L96 224V222H93ZM97 223H98V222H97ZM103 223H104V222H103ZM254 223H255V222H254ZM260 223H261V222H260ZM146 224H147V223H146ZM147 225H149V224H147ZM249 225H250V224H249ZM259 225H260V224H259ZM96 226H97V225H96ZM105 226H106V225H105ZM105 226H104V228H105ZM107 226H108V225H107ZM205 226H206V225H205ZM101 227H102V226H101ZM261 227H262V229H264V222L262 223V226H261ZM27 229H28V228H27ZM95 229H96V228H95ZM260 230H261V229H260ZM11 231H12V230H11ZM27 231H28V230H27ZM96 231H97V230H96ZM255 231H256V230H255ZM257 231H258V230H257ZM7 232H8V231H7ZM8 233H9V232H8ZM13 233H14V231H13ZM15 233H16V232H15ZM46 233H47V232H46ZM19 234H20V233H19ZM21 234H22V233H21ZM29 234H30V233H29ZM47 234H48V233H47ZM69 234H70V233H69ZM255 234H256V233H255ZM12 235H14V234H12ZM12 235H9V236H11V238H12ZM17 235H18V234H17ZM22 235H23V234H22ZM48 235H49V234H48ZM25 236H26V235H25V233H24V238H25ZM101 236H103V235H101ZM253 236H254V235H253ZM18 237H19V236H18ZM47 237H48V236H47ZM69 237H70V235H69ZM4 239H5V237H4ZM8 239H9V238H8ZM13 239H15V238H13ZM17 239H18V238H17ZM20 239H21V238H20ZM41 239H42V238H41ZM44 239H46V238H44ZM47 239L49 240V237H48ZM71 239H72V238H71ZM101 239H102V238H101ZM234 239H235V238H234ZM6 240H7V239H6ZM6 240H5V241H6ZM9 240H11V239H9ZM9 240H7V241H9ZM18 240H19V239H18ZM18 240H17V241H18ZM51 240H52V239H51ZM51 240H50V241H51ZM73 240H74V239H73ZM235 240H236V239H235ZM14 241H15V240H14ZM17 241H16V242H17ZM27 241H28V240H27ZM29 241H30V240H29ZM43 241H44V240H43ZM16 242H14V243H16ZM20 242H21V241H20ZM24 242H25V240L23 241V243H24ZM35 242H36V241H35ZM5 243H6V242H5ZM21 243H22V242H21ZM21 243H20V244H21ZM53 243H54V240H53ZM53 243H52V244H53ZM7 244H8V242H7ZM29 244H30V242H29ZM32 244H33V243H32ZM50 244H51V243H50ZM143 244H144V243H143ZM210 244H211V243H210ZM222 244H223V243H222ZM34 245H35V244H34ZM34 245H33V246H34ZM39 245H40V244H38V246H39ZM43 245H44V244H43ZM43 245H42V243H41V246L44 247L43 249H45V246H46L47 244H45L44 246H43ZM89 245H90V244H89ZM137 245H138V244H137ZM145 245H147V244H145ZM164 245H166V244H164ZM1 246H2V245H1ZM18 246H20V245H18ZM21 246H22V244H21ZM28 246H29V245H28ZM28 246H27V247H28ZM36 246H37V245H36ZM51 246H52V245H51ZM51 246H50V247H51ZM187 246H188V245H187ZM5 247H7V246H5ZM56 247H57V245H56ZM88 247H89V246H88ZM227 247H228V246H227ZM2 248H3V247H2ZM2 248H0V249H2ZM23 248H25V247L23 246ZM23 248H21V249L23 250ZM29 248H30V246H29ZM33 248H34V247H33ZM57 248H58V247H57ZM211 248H212V247H211ZM3 249H4V248H3ZM18 249H20V248H18ZM47 249L50 251L49 248H47ZM47 249H46V250H47ZM53 249H54V248H53ZM213 249H214V248H213ZM33 250H34V252H35V249H33ZM39 250H40V249H39ZM161 250H162V249H161ZM2 251H3V250H2ZM19 251H20V250H19ZM26 251H27V250H26ZM41 251H44V252H45V250H41ZM52 251H53V250H52ZM52 251H51L50 253H52ZM54 251H56V250L54 249ZM9 252H10V251H9ZM21 252H22V251H20V253H21ZM24 252H25V251H24ZM27 252H29V251H27ZM44 252H43V253H44ZM46 252H47V251H46ZM66 252H67V251H66ZM4 253H5L4 251H3V253L0 252V254H3V255H4ZM17 253H18V252H15V254H17ZM37 253H38V252H37ZM53 253H54V252H53ZM53 253H52V254H53ZM220 253H221V252H220ZM33 254H34V253H33ZM41 254H42V252H41ZM46 254H47V253H46ZM46 254H45V255H46ZM54 254H55V253H54ZM56 254H57V253H56ZM56 254H55L54 256H56ZM74 254H75V253H74ZM26 255H27V254H26ZM26 255H24V256H26ZM30 255H31V254H30ZM50 255H51V254H50ZM82 255H83V254H82ZM216 255H217V254H216ZM0 256H2V255H0ZM14 256H15V255H14ZM18 256H19V254H17V257H18ZM34 256H35V255H34ZM34 256H33V257H34ZM43 256H44V254H43ZM48 256H49V253H48ZM2 257H3V256H2ZM6 257H7V253H6ZM46 257H47V256H46ZM46 257H45V258H46ZM164 257H166V256H164ZM164 257H163V259H164ZM7 258H8V257H7ZM7 258H4V259H7ZM14 258H15V257H14ZM21 258H22V256H21L19 259H21ZM28 258H29V257H27V259H28ZM24 259H25V258H24ZM27 259H25V261H26ZM33 259H34V258H33ZM35 259H36V258H35ZM47 259H48V258H47ZM53 259H55V258H53ZM11 260H12V259H11ZM13 260H14V259H13ZM17 260H18V258H17ZM21 260H22V259H21ZM21 260H20V262H21ZM84 260H85V259H84ZM152 260H153V259H152ZM260 260H261V259H260ZM5 261H6V260H5ZM9 261H10V260H9ZM25 261H24V262H25ZM28 261H30V260H28ZM28 261H27V262H28ZM34 261H35V260H34ZM40 261H41V260H40ZM2 262H3V261H2ZM2 262H1V264H2ZM10 262H11V261H10ZM14 262H15V260H14ZM22 262H23V261H22ZM24 262H23L22 264H25V263H26V262H25V263H24ZM37 262H38V261H37ZM53 262H54V261H53ZM4 263L6 264V262H4ZM11 263H13V262H11ZM11 263H10V264H11ZM30 263H31V262H29L28 264H30ZM35 263H36V262H35ZM47 263H48V262H47ZM57 263H59V262H57ZM61 263H62V262H61ZM134 263H135V262H134ZM172 263H173V262H172ZM175 263H176V262H175ZM239 263H240V262H239ZM8 264H9V263H8ZM16 264H19V263L16 262ZM20 264H21V263H20ZM44 264H46V263L44 262ZM71 264H72V263H71ZM137 264H138V263H137ZM145 264H146V263H145ZM173 264H174V263H173Z\"/></svg>",
  "mask_w": 264,
  "mask_h": 264
}]
</instances>
